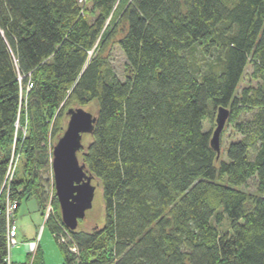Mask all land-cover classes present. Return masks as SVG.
Masks as SVG:
<instances>
[{
	"label": "trees",
	"instance_id": "obj_1",
	"mask_svg": "<svg viewBox=\"0 0 264 264\" xmlns=\"http://www.w3.org/2000/svg\"><path fill=\"white\" fill-rule=\"evenodd\" d=\"M87 1L91 19L78 0H0V264L7 202L47 199V132L59 138L66 109L91 101L81 160L101 188L104 223L67 231L70 251L52 186L45 224L63 264H264V0ZM120 28L123 80L107 52ZM248 65L255 84L238 93ZM218 106L240 136L217 160L203 121ZM12 144L25 181L8 182ZM251 178L255 190L242 189ZM220 208L228 233L212 222ZM11 264H45L38 243Z\"/></svg>",
	"mask_w": 264,
	"mask_h": 264
},
{
	"label": "rangeland",
	"instance_id": "obj_2",
	"mask_svg": "<svg viewBox=\"0 0 264 264\" xmlns=\"http://www.w3.org/2000/svg\"><path fill=\"white\" fill-rule=\"evenodd\" d=\"M80 3L81 6V14L85 15L89 19L93 17L94 12L92 11V6L87 0H82ZM121 28L119 29L118 33L112 38L108 45L107 52H109V61L112 66L113 72L117 77L120 79H124L127 71H126V58L121 50L120 46L117 43L118 37L121 35ZM251 71V66L248 65L245 69V72L241 78V81L238 85L237 92L248 84H255V80H252L249 76ZM22 92L25 93V88H22ZM71 107L78 106L77 104L70 105ZM86 110L90 111L91 113L95 114L96 112V103L95 101H91L86 105L82 106ZM67 110V109H66ZM217 109H210V117L203 121L204 128H209L212 126V130L215 127V116H216ZM211 118V120H210ZM68 117L65 116L63 119V129L66 127ZM15 128L22 130L23 135L26 134L27 130L26 127L21 125L19 121L16 122ZM240 134L237 132L233 124L226 121L224 127L220 134V146L221 151L219 158L226 159L225 150L227 145L239 138ZM58 135H51L50 132H47V144L52 148V145L57 141ZM91 140L90 133H83L81 137V143L83 146H86L87 143ZM79 161L81 160V151L77 153ZM217 158V160L219 159ZM24 164L25 160L23 155L19 153H15L13 144L10 148V167L8 172V182L14 179H22L26 180V174L24 171ZM39 175L41 177V185L43 190V197L45 196L47 199L43 200L40 206V201L36 199V197L32 196L28 199H22L19 209L13 208L11 213L10 221H12L16 228L18 229L17 240L18 243L12 247L11 249V257L13 261H22L26 259L27 245L26 241L23 239V234L27 236V239H38L40 248L43 252L44 262L45 264H63L64 259L61 252V249L58 243L55 241L53 234L51 233L49 227L44 223V209L47 208L48 205H52V210H54V206L52 203V195H51V188L53 186V177H52V170L51 166L50 169L43 168L39 171ZM222 182L228 183L226 177L221 179ZM97 179H92V183L95 184L92 205L90 208L86 209L85 215L82 219L78 221V225L76 229L78 230H91L95 227H101L104 223V204L103 198L101 193V188L99 185L96 184ZM242 189L247 191H254L255 190V180L251 178L247 181L245 185L241 186ZM38 200V201H37ZM39 210H38V204ZM18 210V211H17ZM222 214L221 219L217 222L215 217H212V222L217 226L219 232L221 234L228 233L230 231V222L229 218L225 211L222 208L219 209ZM216 214V213H215ZM35 252V251H34ZM30 253V256L33 253Z\"/></svg>",
	"mask_w": 264,
	"mask_h": 264
},
{
	"label": "water",
	"instance_id": "obj_3",
	"mask_svg": "<svg viewBox=\"0 0 264 264\" xmlns=\"http://www.w3.org/2000/svg\"><path fill=\"white\" fill-rule=\"evenodd\" d=\"M66 115V127L51 148L50 166L61 221L69 230H74L92 205L94 175L87 171L85 163L79 161L77 153L85 147L81 143L82 134L92 133L96 115L82 106L69 107ZM228 116V107H217L215 127L209 140L216 158L220 155V134Z\"/></svg>",
	"mask_w": 264,
	"mask_h": 264
},
{
	"label": "built area",
	"instance_id": "obj_4",
	"mask_svg": "<svg viewBox=\"0 0 264 264\" xmlns=\"http://www.w3.org/2000/svg\"><path fill=\"white\" fill-rule=\"evenodd\" d=\"M82 0H78V2H81ZM16 206V202H7V205H6V217H7V234H6V242H7V253L4 257V261H5V264H11V261H12V257H11V249L13 246H15L17 243H18V240H17V228H16V225L10 221V216H11V213L10 211L12 212L13 208H15ZM53 213V210H52V205H48L46 209H44V217H43V220H44V223L46 222V220L48 219L49 215ZM65 227V231H64V234H60L58 239H59V242H62V243H67L68 244V248L70 251L72 252H77V247L74 243H71L69 242V239H70V236L69 234L67 233V231H69V229ZM38 239H32V240H28L26 241V245H27V250L28 252L32 253L36 250V247H37V241Z\"/></svg>",
	"mask_w": 264,
	"mask_h": 264
},
{
	"label": "crops",
	"instance_id": "obj_5",
	"mask_svg": "<svg viewBox=\"0 0 264 264\" xmlns=\"http://www.w3.org/2000/svg\"><path fill=\"white\" fill-rule=\"evenodd\" d=\"M38 204V203H37ZM20 207V206H19ZM19 209V208H18ZM38 210H39V206H38ZM18 211V210H17ZM17 234H18V229H17ZM23 239H24V241H26V240H29V238L27 239V236L25 235V234H23ZM38 245H39V242H38ZM39 247H40V245H39ZM22 261H24V260H22Z\"/></svg>",
	"mask_w": 264,
	"mask_h": 264
}]
</instances>
